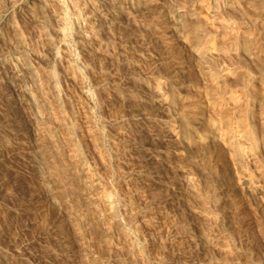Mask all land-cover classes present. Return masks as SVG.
<instances>
[{"label": "rangeland", "instance_id": "obj_1", "mask_svg": "<svg viewBox=\"0 0 264 264\" xmlns=\"http://www.w3.org/2000/svg\"><path fill=\"white\" fill-rule=\"evenodd\" d=\"M28 1L0 0V10L10 2L20 6ZM59 1L67 9L68 45L57 38V0L37 5L41 23L26 13L15 14L32 78L21 61L11 58L6 42L16 37L9 32L0 38V140H14L0 150V264H181L185 256L199 264H264V0L227 12L224 0H216V12L203 11L202 23L175 15L192 0H158L139 8L125 4L123 11L110 0L103 3L106 7L100 0H92L93 7L87 0ZM107 9L115 11L114 19L103 22L99 18ZM237 11L241 17L234 16ZM81 35L86 40L78 43ZM211 36L226 37L223 45L230 49H224L225 58L221 53L215 59L197 55L195 48ZM168 90L175 99L167 112L156 96ZM124 94L137 99L127 104ZM31 100L41 107L36 110ZM199 120L200 132L215 135L214 143L195 140L187 150L179 139L167 138L166 124L188 129ZM240 120L248 122L243 130L237 127ZM146 126L154 127L157 140L143 131ZM230 132L243 138L241 162L228 145ZM136 153L157 157L151 168L139 167ZM246 176L259 192L242 184ZM149 181L163 191L157 190L153 208L145 193ZM171 210L177 211L175 219L168 215ZM178 236L182 246H177ZM47 246L56 253L38 257Z\"/></svg>", "mask_w": 264, "mask_h": 264}, {"label": "bare ground", "instance_id": "obj_2", "mask_svg": "<svg viewBox=\"0 0 264 264\" xmlns=\"http://www.w3.org/2000/svg\"><path fill=\"white\" fill-rule=\"evenodd\" d=\"M92 0H87V2L90 4V2H91ZM111 1H113L112 3H114L115 5H116V8L117 9H119L120 11H123L124 9H123V6L125 5V4H130V5H132L133 7H138L139 8V6H141V5H146V4H149V3H152V2H154V1H157L158 2V0H110V2ZM169 1V0H168ZM171 1V0H170ZM175 1V0H174ZM173 1V2H174ZM177 1V0H176ZM175 1V2H176ZM182 1V0H181ZM249 1L250 0H224V4H223V8H224V10L226 9V12H227V10H235L236 8L238 9V7L239 6H244L245 4L246 5H248V3H249ZM29 3H27V4H21L20 6L19 5H17L16 3H8V4H5L4 5V7H3V9L2 10H0V38H4V37H6V36H8V33L10 32L12 35L11 36H13V37H16L15 38V40H13L14 42L13 43H11V42H6V45L10 48V49H12V54H11V58H12V60H15L16 62L17 61H21L22 62V64H20V63H18V64H20V65H22V70L27 74L26 76L29 78V76L32 78L33 77V69H32V67H31V63H29L28 62V60H27V56L24 54V51L22 50V46H21V44L19 43V42H21V40L19 41L18 40V38H17V30H16V21L14 20V18H15V14H19L20 13V15H21V12L22 13H24V15H25V13H26V15L28 16V19H30L32 22H35V23H41V22H43V19L41 18V16H40V14L38 15L37 14V12H36V8H37V5H40L42 2H43V0H30V1H28ZM96 2V1H95ZM100 2H101V4H103V3H106V1L104 0V1H101L100 0ZM161 2V1H160ZM164 2H166V1H164ZM163 2V3H164ZM173 2H172V4H173ZM178 2V1H177ZM188 2H190V1H188ZM264 2V1H263ZM45 3V2H44ZM44 3H42V4H44ZM74 3H75V1H74ZM171 3V2H170ZM182 3V2H181ZM258 3V2H257ZM94 4V3H93ZM92 4V2H91V6L93 5ZM96 4V3H95ZM98 4V3H97ZM107 4V3H106ZM154 4V3H153ZM157 4V3H156ZM254 4V3H253ZM252 4V5H253ZM256 4V3H255ZM103 5H105V4H103ZM166 5V4H165ZM57 8H58V12L56 13V14H54V16H53V19H54V21H55V23H56V26H57V33H58V40H59V42H60V44L62 45H65V44H67L66 43V41L64 40V30H65V28H66V22H65V18H64V16H66V15H63L64 14V11H65V9L63 8V5H62V3L59 1V0H57ZM155 6V5H154ZM167 6H168V4H167ZM182 6H184V4L182 5ZM249 6H251V5H249ZM257 6V5H256ZM74 7H76V6H74ZM90 7V6H89ZM93 7V6H92ZM104 7V6H103ZM105 7H106V5H105ZM108 7V6H107ZM216 7H217V1L216 0H192L191 1V3H190V5H189V7H183L184 8V10H179L178 9V7H177V9L178 10H175L174 12H175V15L177 16V17H180V18H182L183 17V19H184V17L186 18V17H188V18H190L191 19V21L192 20H195V21H201V19L202 18H204V17H202V13H203V11L205 12V10L206 11H210L212 14H214L215 12H216ZM252 7V6H251ZM251 7L249 8V9H251ZM254 5H253V9H254ZM150 8V7H149ZM152 8H154V7H152ZM151 8V9H152ZM181 8V7H180ZM186 8V9H185ZM243 7H241V9H242ZM257 8V7H256ZM63 9H64V11H63ZM75 9V8H74ZM95 9H96V7H95ZM103 9V8H102ZM236 9V10H237ZM247 9H248V7H247ZM252 9V10H253ZM260 9V8H259ZM258 9V10H259ZM38 10V9H37ZM40 10V9H39ZM67 10V9H66ZM149 10V9H148ZM239 10V9H238ZM242 10H245L246 11V9L245 8H243ZM251 10V11H252ZM255 10H257V9H255ZM78 11V10H77ZM221 11V10H220ZM244 11V12H245ZM250 11V10H249ZM251 11H250V13H251ZM115 12V11H114ZM114 12H113V10H106V12H104L101 16H100V18L99 19H101L103 22L104 21H107V20H109V19H114ZM218 12V11H217ZM223 12H225V11H223ZM236 12V11H235ZM238 12V11H237ZM248 12V11H247ZM259 12V11H258ZM78 13V12H77ZM97 13V12H96ZM207 13V12H206ZM228 13H230V12H228ZM242 13V12H241ZM240 12H238L237 14H234V16L236 15V16H239V17H241V15H239V14H241ZM255 13V12H254ZM174 14V13H173ZM253 14V13H252ZM258 14V13H257ZM208 15V14H207ZM216 15H217V13H216ZM259 15V14H258ZM261 15V14H260ZM26 16V17H27ZM98 16V15H97ZM215 16V15H214ZM230 16H232L231 15V13H230ZM264 16V15H263ZM208 16H206V18H207ZM211 17H213L212 15H211ZM217 17V16H216ZM220 17V16H219ZM228 17H229V15H228ZM243 17V16H242ZM68 18V17H67ZM173 18V17H172ZM180 18H177V19H180ZM208 18H210V16L208 17ZM235 18V17H234ZM244 18V17H243ZM246 18V17H245ZM261 18V17H260ZM25 19V18H24ZM183 19H181V20H183ZM237 19H239V18H237ZM248 19V18H247ZM26 20V19H25ZM70 20V19H69ZM204 20H205V18H204ZM211 20V19H210ZM184 21V20H183ZM182 21V22H183ZM209 21V20H208ZM213 21H215L214 19H213ZM247 21V20H246ZM46 22H47V20H46ZM90 22V21H89ZM188 22V21H187ZM193 22V21H192ZM211 22H212V20H211ZM228 22H230V21H228ZM261 22V21H260ZM69 23V22H68ZM179 23V22H178ZM201 23H202V21H201ZM203 23H205V21L203 22ZM210 23V22H209ZM258 23V22H257ZM45 24V23H44ZM71 24V23H70ZM189 24V23H188ZM191 24V23H190ZM42 25V24H41ZM206 25V24H205ZM210 25V24H209ZM216 25V24H215ZM228 25V24H227ZM262 24H260V26H261ZM197 26V25H196ZM213 26V25H212ZM234 26V25H233ZM237 26V25H236ZM235 26V27H236ZM239 26V25H238ZM242 26V25H241ZM263 26V25H262ZM262 26H261V28H262ZM202 27V26H201ZM200 27V28H201ZM210 27V26H209ZM246 27V26H245ZM244 27V28H245ZM248 27V26H247ZM185 28V27H184ZM200 28H198L197 27V31H198V29L199 30H201ZM219 28V27H218ZM243 28V29H244ZM260 28V27H259ZM97 29V28H96ZM181 29H183V28H181ZM196 30V28L194 27L192 30L194 31L193 33V35H195V30ZM227 29H229V28H227ZM230 29H234V28H230ZM229 29V30H230ZM238 29H241V27L239 28L238 27ZM263 29V28H262ZM262 29H259V31H261ZM213 30H215V29H213ZM223 30V29H222ZM234 30H237V29H234ZM255 30V29H254ZM232 31V30H231ZM244 31V30H243ZM251 31V30H250ZM182 32V31H181ZM189 32V31H188ZM212 32V31H211ZM230 31H228L227 30V32L225 31V33H227L226 34V37H227V35H229L228 33H229ZM245 32V31H244ZM67 33V32H66ZM183 33V32H182ZM214 33H215V31H214ZM223 33V32H222ZM225 33L223 34V35H225ZM232 33H233V31H232ZM232 33L230 34V35H232ZM236 33H238L237 31H236ZM240 31H239V35H240ZM246 33L248 34V32L246 31ZM260 33V32H259ZM218 34V33H217ZM217 34L215 35L216 37H217ZM220 34V33H219ZM247 34H245L244 33V35H246L247 36ZM255 34V33H254ZM83 35V34H82ZM79 36L78 37V43H82V42H84L86 39H85V37H83V36ZM205 35V34H204ZM220 35H222V34H220ZM238 35V34H237ZM249 35V34H248ZM49 36V35H48ZM199 35H197V37H198ZM215 36H211V37H209V38H207V41L205 42V43H201V44H199L196 48H195V50H196V52H197V55H200V57H203V56H205V55H210L211 57H213L214 59H215V57L214 56H216V54H218V53H221V54H223V56H224V58L227 56V54H225L226 53V51H228L229 49H228V46L227 47H225L224 45H223V43L225 42V40H224V42H223V40L222 39H225L226 37H224V38H222L221 39V37H223V36H221L220 38L218 37V39L215 37ZM241 36V35H240ZM258 36H260V34L258 35ZM197 37H195V38H197ZM204 37V36H203ZM232 37H236V36H233L232 35ZM261 37H263V38H261ZM261 40H263L264 39V35L262 36V34H261ZM195 38H193L194 40H195ZM240 38H243V37H240ZM258 38V37H257ZM246 39H247V37H246ZM88 40V39H87ZM230 40H232V38H230ZM236 40H238L237 38H236ZM236 40H233V41H231L232 43L234 42V41H236ZM253 40V39H252ZM260 40V39H259ZM7 41V40H6ZM11 41V40H10ZM19 41V42H18ZM199 41V40H198ZM205 40H203L202 42H204ZM228 42H229V40H227ZM242 41H244L243 39H242ZM251 41V40H250ZM248 42V43H251V42ZM255 41V40H254ZM58 42V43H59ZM64 42H65V44H64ZM256 42V41H255ZM263 42V41H262ZM236 43V42H235ZM240 43V42H239ZM244 43H245V41H244ZM243 43V44H244ZM253 43V42H252ZM246 44V43H245ZM262 44V43H261ZM260 44V45H261ZM4 45V44H3ZM68 45V44H67ZM229 45V47H230V45L231 44H228ZM236 45H237V43H236ZM239 45V44H238ZM247 45V44H246ZM254 45V44H253ZM257 46H258V44H256ZM224 46V47H223ZM242 47L244 46V45H241ZM262 46V45H261ZM68 47V46H67ZM64 48V49H66V50H68V48ZM107 47V46H106ZM233 47H234V45H233ZM238 47H240V45L238 46ZM256 47V46H255ZM263 47V46H262ZM109 48V47H108ZM228 49V50H226V49ZM247 48H249V47H246V49ZM258 48V47H257ZM1 49H2V44H0V51H1ZM55 49V48H54ZM224 49L226 50V51H224ZM235 49H236V46H235ZM234 49V51H236V50H238V49H236L235 50ZM242 49V48H241ZM263 49V48H262ZM70 50V49H69ZM68 50V51H69ZM108 50V49H107ZM245 50V49H244ZM243 50V51H244ZM253 50V49H252ZM53 51V50H52ZM247 51V50H246ZM249 51V50H248ZM258 51H261L260 49L258 50ZM2 52V51H1ZM53 52H55V54H56V51H53ZM52 52V54H53V56H52V59L54 58V56H55V54ZM121 52V51H120ZM119 52V53H120ZM126 52H127V50H126ZM245 52V51H244ZM253 52V51H252ZM84 53V54H83ZM108 53H109V51H108ZM262 53V52H261ZM82 54L83 55H85V54H88V52H87V50L86 51H82ZM117 54V53H116ZM120 54H124L123 52H121ZM234 54H236V53H234ZM239 54V53H238ZM246 54H247V52H246ZM248 54H250V53H248ZM106 55V54H105ZM109 55H110V53H109ZM226 55V56H225ZM239 55H241V54H239ZM254 55V54H253ZM93 56V55H92ZM125 56V55H124ZM218 56H219V54H218ZM242 56H244V55H242ZM249 56V55H248ZM247 56V57H248ZM256 56V55H255ZM258 56V55H257ZM257 56H256V59H258L257 58ZM88 57H89V55H88ZM107 57V56H106ZM206 57V56H205ZM204 57V58H205ZM244 57H246V55L244 56ZM253 57V56H252ZM121 58V57H120ZM126 58V57H125ZM207 58V57H206ZM210 58V57H209ZM217 58V57H216ZM220 58V57H219ZM223 58V59H224ZM228 58V57H227ZM255 58V57H254ZM118 59V58H117ZM203 59V58H202ZM212 58H210V60H211ZM248 59V58H247ZM251 59H253V58H251ZM264 59V58H263ZM121 60H122V58H121ZM205 60V59H204ZM245 60V59H244ZM250 60V59H249ZM250 61H252V60H250ZM202 62V61H201ZM200 62V63H201ZM206 62V61H205ZM7 63V62H6ZM199 63V64H200ZM207 64V63H206ZM216 64H217V62H216ZM262 64V63H261ZM4 66V65H3ZM263 67H264V65H262ZM6 68H7V66H5ZM20 67V66H19ZM131 67V66H130ZM214 67V66H213ZM258 67V66H257ZM240 69V68H239ZM21 71V70H20ZM48 71H49V69H48ZM51 71V70H50ZM51 73H52V71H51ZM231 74V73H230ZM229 74V75H230ZM24 75V76H23ZM29 75V76H28ZM50 75V74H49ZM54 75V73L51 75L52 77H54L53 76ZM223 75V74H222ZM22 76H23V79H24V77H25V74H23L22 73ZM34 76H35V74H34ZM50 76V77H51ZM27 77H25V78H27ZM228 78V77H227ZM22 79V78H21ZM35 79V78H34ZM24 81V80H23ZM229 81V80H228ZM11 83V82H10ZM233 84V83H232ZM234 85V84H233ZM213 87V86H212ZM11 89V88H10ZM12 90V89H11ZM236 90V89H235ZM244 90V89H243ZM32 91V90H31ZM233 92H235V91H233ZM81 93H82V95L83 96H85V97H88L87 96V93L85 92V90H83L82 89V91H81ZM237 93V92H236ZM134 94V93H133ZM232 94V93H231ZM28 95H29V93H28ZM119 95H121V94H119ZM227 95H228V93H227ZM234 95V94H233ZM232 95V96H233ZM236 95V94H235ZM124 97L122 98V101H124L125 103H127V102H130V101H134L135 102V100L137 99L136 98V96L135 95H131V94H129V95H127V96H125V94L123 95ZM232 96H230V97H232ZM259 97V96H258ZM261 97V96H260ZM30 98V97H29ZM237 97H235V99H234V102H235V100H237L236 99ZM241 98V97H240ZM264 98V97H263ZM33 99V98H32ZM87 99V98H86ZM174 99H175V97H174V95H173V91L171 92V90H168V92H165V93H159L157 96H156V103H158L159 104V106H160V109L161 110H163V111H167L171 106H172V104H173V101H174ZM232 99H233V97H232ZM246 100L247 98H244L243 97V100ZM254 99V98H253ZM259 99V98H258ZM262 99V98H261ZM88 100V99H87ZM118 100V99H117ZM141 100V99H140ZM240 100H242V98L241 99H239V101ZM244 100V101H245ZM32 101V100H31ZM91 101V100H90ZM121 101V100H120ZM226 101V103L228 102L227 100H225ZM224 101V102H225ZM230 101H231V99H230ZM229 101V102H230ZM244 101H241V102H244ZM261 101V100H260ZM33 102V101H32ZM41 102V101H40ZM141 102L142 103H145V106H147V100H145V99H143V100H141ZM140 102V103H141ZM236 102H238V100L236 101ZM236 102H235V104H236ZM246 102V101H245ZM256 102V101H255ZM43 103V102H42ZM240 103V102H239ZM238 103V104H239ZM253 102H251V104H252ZM258 103H260V102H258ZM41 104V103H40ZM40 104H38V105H40ZM124 104V103H123ZM127 104H129V103H127ZM222 104V103H221ZM224 104V103H223ZM233 104V103H232ZM238 104H236V105H238ZM255 104V103H254ZM254 104H252V106L251 107H253V105ZM263 104V103H262ZM33 105H34V102H33ZM32 105V106H33ZM143 105V104H142ZM230 105V104H229ZM234 105V104H233ZM247 105H248V103H247ZM35 106V108H36V110H38V108L39 107H41V106H39L38 108L36 107V104L34 105ZM123 106V105H122ZM132 106H133V104H132ZM137 106V105H136ZM149 106V105H148ZM224 106V105H223ZM226 106V105H225ZM235 106V105H234ZM241 106V105H240ZM256 106H257V104H256ZM126 107V106H125ZM175 107V106H174ZM235 107H238V106H235ZM242 107H243V104H242ZM247 107V106H246ZM143 108V107H142ZM148 108V107H147ZM229 108H230V106H229ZM257 108H259V107H257ZM42 109V108H41ZM243 109V108H242ZM251 109V108H250ZM250 109H248V110H250ZM35 110V109H34ZM43 110H45V109H42V111ZM230 110H232V108L230 109ZM239 110V109H238ZM244 111H245V109H243ZM41 111V110H40ZM46 111V110H45ZM44 111V112H45ZM143 111V110H142ZM142 111H140V112H142ZM234 110H232V112H233ZM241 111V110H240ZM239 111V112H240ZM252 111V110H251ZM257 111V110H256ZM38 112V111H37ZM37 112H36V114H37ZM135 112V111H134ZM168 112V111H167ZM238 112V113H239ZM247 112V111H246ZM252 112H254V111H252ZM251 112V114L253 115V113ZM136 113V112H135ZM137 113H139V111L137 112ZM136 113V114H137ZM235 113V112H234ZM238 113H237V115H238ZM247 113H249V112H247ZM41 114H43V113H41ZM231 114V113H230ZM233 114V113H232ZM231 114V115H232ZM241 114V113H240ZM260 114V113H259ZM133 115V114H132ZM242 115H245V114H243L242 113ZM241 115V116H242ZM246 115H248V114H246ZM135 116V115H134ZM140 116H142V115H140ZM235 116V115H234ZM249 116V115H248ZM254 116V115H253ZM256 116V115H255ZM131 117V116H130ZM233 117V116H232ZM236 117H238V116H236ZM236 117H235V119H236ZM249 117H251V116H249ZM249 117H247V118H249ZM143 118H144V116H143ZM148 118V117H147ZM152 118V117H151ZM215 118V117H214ZM234 118V117H233ZM232 118V119H233ZM239 118H241L240 116H239ZM244 118V117H243ZM246 118V117H245ZM252 118V117H251ZM137 119V118H136ZM139 119V118H138ZM141 119H142V117H141ZM140 119V120H141ZM144 119H146V118H144ZM229 119H230V117H229ZM228 119V120H229ZM131 120V119H130ZM133 120H134V118H133ZM197 120V119H196ZM227 120V121H228ZM231 120V119H230ZM237 120V119H236ZM250 120V119H249ZM135 121V120H134ZM148 122L150 121V120H147ZM153 121V120H152ZM232 121V120H231ZM233 121H235V120H233ZM254 120L252 119V122H253ZM256 122H257V120H255ZM260 121V120H259ZM132 122V121H131ZM140 122V121H139ZM141 122H142V120H141ZM148 122H146V123H148ZM168 122V121H167ZM230 122V121H229ZM228 122V123H229ZM244 122L246 123L247 121H244V120H240L239 121V123H238V121H237V123H238V128L240 129V128H242V130L244 129L243 128V126H244ZM250 122H251V120H250ZM133 123V122H132ZM166 123V122H165ZM248 123V122H247ZM133 124H135V122L133 123ZM136 124H137V122H136ZM145 124V123H144ZM148 124H150V123H148ZM181 124V123H180ZM194 124V123H193ZM227 124V123H226ZM232 124V123H231ZM250 124V123H249ZM254 124V123H253ZM138 125V124H137ZM136 125V126H137ZM147 125V124H146ZM202 125H203V120H199V121H196V123L193 125V127H191V128H188V129H185V128H181V126H182V124L181 125H179V124H175V122L174 123H172V124H166L165 125V129L168 131V133H169V137H167V138H170V139H179L181 142H182V145L187 149H189V148H191L192 147V144L193 143H195V142H197V141H199V140H205L208 144H212V143H214V140H213V138L215 137V135L214 136H210V135H207V134H202V132H203V130H202V132H200L201 131V128H202ZM230 125V124H229ZM235 125V124H234ZM140 126V125H139ZM150 126L152 127V125L150 124ZM158 126V125H157ZM185 126V125H184ZM227 126V125H226ZM231 126V125H230ZM236 126V125H235ZM246 126V125H245ZM244 126V127H245ZM160 127V126H159ZM158 127V128H159ZM183 127V126H182ZM186 127V126H185ZM157 128V127H156ZM162 128V127H161ZM229 128H233V126L232 127H229ZM137 129V128H136ZM163 129V128H162ZM234 129V128H233ZM238 129V130H239ZM247 129H249V128H247ZM134 130V129H133ZM140 130V129H139ZM159 130V129H158ZM228 130V129H227ZM235 130V129H234ZM237 130V131H238ZM136 131V130H135ZM143 131H145V133H147V132H149V133H151L152 134V137L154 138V139H158V135L156 136V132H155V129H154V127L153 128H150V127H145V128H143ZM214 131V130H213ZM230 131V130H229ZM233 131V130H232ZM236 131V132H237ZM241 131V130H240ZM239 131V132H240ZM133 132V131H132ZM166 132V131H165ZM199 132H200V134H199ZM204 132H206V131H204ZM219 132V131H218ZM245 132V131H244ZM129 133V132H128ZM127 133V134H128ZM131 133V132H130ZM129 133V134H130ZM209 133V132H208ZM228 133V132H227ZM241 133V132H240ZM246 134H247V131L245 132ZM139 135H140V133H138ZM215 134H217V133H215ZM244 134V133H243ZM250 135H251V133H249ZM262 134V133H261ZM133 135V134H132ZM131 135V136H132ZM135 135V134H134ZM133 135V136H134ZM145 135V134H144ZM238 134H235L234 132H230L229 133V138H228V145L230 146V149H232V152L234 151L235 153H236V155H237V160L239 159V161L242 159V158H244L243 156H244V154H243V151L245 150L246 151V149L244 148V146H243V148H242V144H241V142H240V140L241 139H243V138H241V139H239V137H240V135H238ZM264 135V134H263ZM127 136H129V135H127ZM136 137H137V135H135ZM149 136H151V135H149ZM159 137H161V136H159ZM242 137V136H241ZM248 137H251V136H248ZM15 138V137H14ZM128 138V137H127ZM139 138H141V136H139ZM144 138V137H143ZM261 138H262V136H261ZM130 139H131V137H130ZM135 139V138H134ZM161 139H163V137L161 138ZM245 139H247L246 137L244 138V143L246 144V141L247 140H245ZM252 139V138H251ZM195 140H197V141H195ZM256 140V139H255ZM261 140V139H260ZM33 141V140H32ZM162 141V140H161ZM225 141V140H224ZM133 142H134V140H133ZM157 142V141H156ZM205 142V143H206ZM226 142V141H225ZM250 142V141H249ZM257 142V141H256ZM14 143V140H7V138H6V140L4 139L3 140V138L0 140V150L1 149H5V148H8V146H10L11 144H13ZM139 144V143H138ZM247 144H248V142H247ZM37 145H38V143H37ZM227 145V144H226ZM263 146H264V142H263V144H262ZM208 146V145H207ZM228 146V147H229ZM262 146V147H263ZM24 147V146H23ZM227 147V148H228ZM249 147V146H248ZM28 148V147H27ZM193 148V147H192ZM264 148V147H263ZM25 149V148H24ZM32 149H33V147H32ZM35 149V148H34ZM145 149V148H144ZM187 149V150H188ZM242 149H243V151H242ZM31 150V149H30ZM38 150V149H37ZM193 150V149H192ZM264 150V149H263ZM38 152V151H37ZM20 153V152H19ZM24 154V153H23ZM81 154V153H80ZM139 154H141V153H139ZM134 155H137V153L136 154H134ZM134 155H132V156H134ZM77 156V155H76ZM80 156V155H79ZM79 156H77V157H79ZM81 157V156H80ZM135 157V156H134ZM133 157V158H134ZM155 157H157V155H155V154H152V153H147V154H141V155H137L136 157H135V163L139 166V167H147L151 162H152V160L155 158ZM235 157V156H234ZM84 157H82V159H83ZM39 160H40V158H38ZM246 159V158H245ZM133 160V159H132ZM245 161V160H244ZM40 162H42L41 160H40ZM46 162V161H45ZM241 162V161H240ZM36 164V163H35ZM134 164V163H133ZM135 164V165H136ZM42 165V164H41ZM45 165V164H44ZM137 166V167H138ZM150 166V165H149ZM35 167V166H34ZM39 168H40V165L38 166ZM43 167V166H42ZM37 168V167H36ZM149 168H151V166L149 167ZM43 169V168H42ZM148 169V168H147ZM153 170V169H152ZM151 170V171H152ZM20 171V170H19ZM43 171V170H42ZM28 173H29V171H28ZM141 173V172H140ZM144 174V173H143ZM23 175V174H22ZM40 175V174H39ZM14 176V175H13ZM66 178V177H65ZM24 180V179H23ZM64 180V179H63ZM65 181V180H64ZM159 181V180H158ZM20 182V181H19ZM149 182H151V181H149ZM159 182H161V181H159ZM163 183V182H162ZM166 183V182H165ZM168 183V182H167ZM67 184V183H66ZM150 184V186L148 187L147 186V184H146V186L145 187H148V188H145V193H147V195L148 196H151L152 198L151 199H149L148 200V203H149V205L150 206H148V208L149 207H154V205L156 204H154V197L156 196V194H157V190L160 188V185H159V183L158 182H154V183H149ZM148 184V185H149ZM242 184L247 188V190L248 191H251V192H253L254 194H256L257 192H259L258 191V187L252 182V180L248 177V176H246L245 178H243V180H242ZM50 185V184H49ZM164 185V184H163ZM170 185V184H169ZM67 186V185H66ZM63 187V186H62ZM167 186H165V188H166ZM171 187V186H170ZM143 187L141 188L142 190L144 189ZM138 189V188H137ZM169 188H167V189H165V191L167 192V190H168ZM138 190H140V189H138ZM159 190H161L162 191V189L160 188ZM158 190V191H159ZM170 190V189H169ZM174 190V189H173ZM138 192V191H137ZM142 192V191H141ZM163 192V191H162ZM170 192V191H169ZM169 192H167L168 193V195H170L169 194ZM161 193V192H160ZM166 193V194H167ZM174 193H175V191H174ZM143 194H144V192H143ZM164 194H165V192H164ZM164 194H162V195H164ZM173 194V193H172ZM139 195V194H138ZM161 195V194H160ZM161 195V196H162ZM167 195V196H168ZM175 195V194H174ZM146 196V195H145ZM144 196V197H145ZM159 195H157V197H158ZM140 197V196H139ZM160 197V196H159ZM158 197V198H159ZM169 197V196H168ZM172 197V196H171ZM150 198V197H149ZM161 199H162V197H160ZM143 199V198H142ZM141 199V201H143ZM145 199V198H144ZM161 199H159V200H161ZM164 199V198H163ZM158 200V199H157ZM156 200V201H157ZM165 200H166V197H165ZM169 200V199H168ZM173 200V199H172ZM145 202H147V199L146 200H144ZM145 202H143V204L145 203ZM166 202V201H165ZM141 203V202H140ZM159 204V203H158ZM157 204V205H158ZM171 204V203H170ZM175 204V203H174ZM148 205V204H147ZM162 205V204H161ZM167 205V204H166ZM173 205V204H172ZM142 206V205H141ZM171 206V205H170ZM140 207V206H139ZM157 207H159V206H156V208ZM162 207V206H161ZM161 207H159V208H157V210L158 209H161ZM168 208H169V206H168ZM140 209V208H139ZM141 209H143V207L141 208ZM140 209V210H141ZM144 209H147V208H145L144 207ZM151 209V208H150ZM171 209H173V208H171ZM156 210V209H155ZM156 210V211H157ZM163 210H165V208L163 209ZM138 211V210H137ZM147 211H148V209H147ZM151 211V210H150ZM161 211V210H160ZM142 212V211H141ZM141 212L139 213V211H138V214H141ZM144 212V211H143ZM155 212V211H154ZM164 213H162V214H160V215H163V214H166L165 213V211H163ZM170 212V211H169ZM88 213V212H87ZM89 214V213H88ZM156 214V213H155ZM155 214H153V215H155ZM145 215V214H144ZM147 215V214H146ZM157 215H158V212H157ZM170 217H173V219H175V217H177V211L176 210H171V212H170V214H168ZM168 215H165L164 217H166V216H168ZM88 216V215H87ZM81 217V216H80ZM153 217V216H152ZM155 217H157V216H155ZM149 218V217H148ZM151 218V217H150ZM161 218H163V217H161ZM167 218V217H166ZM160 219V218H159ZM173 221H175V220H173ZM152 223V222H151ZM84 224V223H83ZM149 224V223H148ZM102 231V230H101ZM183 231V230H182ZM186 231V230H185ZM182 234V233H181ZM183 235H185V233H183ZM179 238H175V241L177 242V246H182L181 245V242H182V240L180 239V236H178ZM182 237V236H181ZM184 238V237H183ZM184 240V239H183ZM63 243V241H59L58 240V244L60 245V244H62ZM184 243V242H183ZM54 248V247H53ZM52 247L50 248L49 246H47V250H45L46 252H45V255L43 256V253L41 252V251H39L38 252V254H37V256L38 257H47V256H52L53 254H55L56 252H55V248L53 249ZM37 249V248H36ZM35 249V250H36ZM180 249H182V248H180ZM38 250V249H37ZM185 251H187V250H185ZM184 251V252H185ZM190 251V250H189ZM187 253V252H186ZM185 254V253H184ZM42 255V256H41ZM190 256V255H189ZM184 257V256H183ZM181 259V258H180ZM183 259V258H182ZM192 259V258H191ZM195 259V258H194ZM47 260V259H46ZM43 261H45V259H43ZM69 261V263L71 262L70 260H68ZM196 261V260H195ZM68 263V264H69ZM71 264H73V263H71ZM181 264H199V263H195L194 261H192V260H190V259H188L186 256H185V258L183 259V261H182V263Z\"/></svg>", "mask_w": 264, "mask_h": 264}]
</instances>
